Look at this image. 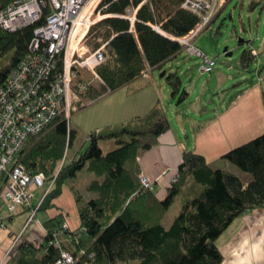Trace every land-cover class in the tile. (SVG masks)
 <instances>
[{
    "label": "trees",
    "instance_id": "obj_1",
    "mask_svg": "<svg viewBox=\"0 0 264 264\" xmlns=\"http://www.w3.org/2000/svg\"><path fill=\"white\" fill-rule=\"evenodd\" d=\"M13 1L16 0H0V10ZM183 2L148 0L138 9L135 21L120 16L127 14L132 5L129 0L110 2L104 12L116 15L107 17L91 31L102 30L95 48L106 43L107 60L97 69L106 84L101 88L90 84L91 72L80 70L78 79L88 83L84 98L99 100L107 87L113 93L140 81L150 71L163 70L177 58L185 46L174 37L186 35L199 22L197 15L181 8ZM133 5L137 7L139 2ZM34 27L12 32L0 25V62L13 53L9 65L0 69V87L28 51ZM256 56L252 48L247 50L243 64L248 67ZM165 78L172 96L180 95L179 102L185 101L189 91L183 87L179 73H165ZM171 126L165 108L158 102L145 115L91 132L85 151L69 162L66 151L77 130L64 115L31 137L22 154L23 162L54 180L40 211L55 205L64 185H69L76 197L81 225L68 228L60 237L63 249L74 255V264H222L219 237L240 216L264 208V133L223 155L250 176L247 185L234 173L213 169L202 155L185 151L178 180L172 182L164 200L155 191H142L138 158L155 147ZM104 139H115L117 147L104 152L100 146ZM84 168L96 175L90 184L95 194L91 199L82 195L76 185V177ZM190 181L193 186L189 188ZM182 191L189 198L183 197L182 212L167 228L163 219ZM65 218L60 213L46 221L45 243L37 247L22 242L18 255L9 264H55L60 250L47 243Z\"/></svg>",
    "mask_w": 264,
    "mask_h": 264
},
{
    "label": "built area",
    "instance_id": "obj_2",
    "mask_svg": "<svg viewBox=\"0 0 264 264\" xmlns=\"http://www.w3.org/2000/svg\"><path fill=\"white\" fill-rule=\"evenodd\" d=\"M129 1L132 5L127 14L120 16L135 21L138 9L148 0ZM135 1L139 2V6L133 5ZM110 2L16 0L0 10V25L6 30L16 32L35 26L28 51L0 87V228L7 226L2 213L13 217L21 207L30 213L26 227L37 221L41 204L53 188L54 180H48L44 172L29 168L23 162L22 154L31 137L46 130L58 116L64 115L70 124L73 112L80 105L91 104V100L83 98L88 83L78 79L79 71L86 69L91 72L92 81L106 84L97 71L107 60L106 43L95 48L88 37L97 24L116 15L104 12ZM225 3L226 0H184L181 6L197 15L199 22L186 35L174 38L191 55L203 58V72H213L216 61L198 48L194 40L212 23ZM253 53L258 55L256 49H253ZM110 93L111 89L107 87L102 97ZM178 176L177 172L173 182L178 180ZM140 180L142 191L156 190L155 181L147 174L141 173ZM47 181H51L50 187L41 201L36 203L34 187L40 188ZM68 228L67 221L55 228L47 243V246L60 250L55 264L75 262L74 255L63 249L60 241ZM21 237V234L16 236L14 247Z\"/></svg>",
    "mask_w": 264,
    "mask_h": 264
},
{
    "label": "crops",
    "instance_id": "obj_3",
    "mask_svg": "<svg viewBox=\"0 0 264 264\" xmlns=\"http://www.w3.org/2000/svg\"><path fill=\"white\" fill-rule=\"evenodd\" d=\"M163 73L161 76L165 78ZM165 73L168 72L165 71ZM155 81L150 71L141 81L138 80L113 92L114 95L109 99L110 101H106V105L99 112L97 110L98 113L96 112L92 118L97 130L108 125L129 122L137 116L147 114L158 102L162 103L164 96H161L160 91L157 90L158 83ZM146 83L148 84L137 89ZM164 89L171 90L170 87L168 89L164 87ZM251 92H255L253 94L260 98V103L255 106L256 108L252 105L250 112L246 107L241 106L239 98L246 95L243 93L231 104L215 110L214 115L204 121L193 117L190 126L189 122L187 124L184 122L185 120L178 126H174L171 122V129L159 137L158 144L138 158L142 173L155 181L156 188L160 183L168 185L162 196L155 191L160 200L167 197L168 188L172 185L173 178L179 170L185 151H193L202 155L213 169L234 173L243 178L247 185L250 176L232 170L231 163L224 159L223 155L264 133L263 84L254 87ZM197 101L201 104V97ZM257 109L260 110L259 113ZM165 169L174 171L170 170V176L166 177L163 175ZM90 174H93V176L90 175L92 182L96 175L92 172ZM171 178L172 181H170ZM90 184L87 188L90 198H93L95 194L90 191ZM191 186L193 184L190 181L187 187ZM183 197L189 198L187 193L182 191L175 199L176 202L177 198H180L182 207ZM54 204L51 208L39 211L37 221L27 227V218H24L22 223L19 221L22 215L28 212L27 209L21 207L13 217H7L6 212L2 213V219L5 218L7 226L0 228V264H9L16 258L20 246L15 251L14 244L18 234L22 235L23 242L37 247L42 246L47 235L45 222L60 213L66 215L69 230L77 229L81 225L77 200L69 185H64L62 194L54 200ZM40 212H43V215L38 218ZM217 244L224 256L222 264H264V208L253 209L237 218L219 237Z\"/></svg>",
    "mask_w": 264,
    "mask_h": 264
},
{
    "label": "rangeland",
    "instance_id": "obj_4",
    "mask_svg": "<svg viewBox=\"0 0 264 264\" xmlns=\"http://www.w3.org/2000/svg\"><path fill=\"white\" fill-rule=\"evenodd\" d=\"M99 29L91 32L88 37V41L93 46L97 42L98 34L102 32ZM162 31L164 32V30ZM194 43L211 59H215L216 67L213 72H203L201 69L203 58L191 55L187 49H184L177 58L168 62L163 70L152 71L156 79L155 82L158 83L156 88L160 91L161 96H164L162 105L174 126L180 125L183 120H185L186 124L189 122L190 126L193 117L204 121L206 118L213 116L215 110L231 104L243 93H246V95L239 98L242 108L246 107L248 112H250L252 105L256 108L255 106L260 103V98L254 95L255 92L251 91L257 85L263 84L264 86V0H230L217 12L212 23L196 37ZM251 48L256 49L258 55L247 67L242 60L244 53ZM12 55L13 53H9L1 60L0 69L9 65ZM165 71H177L182 77L183 87L189 91V96L185 101L179 102L180 95L174 98L171 90L164 89V87L167 89L170 87L166 78L161 76ZM89 77L92 79L91 76ZM90 83L98 88L102 86L96 80H91ZM113 95L110 93L99 100L92 101L91 104L81 109L80 105L78 110L73 112L70 124L77 130V133L72 146L66 151L67 162L85 151L89 144L90 133L97 131L92 118L97 110L99 112L106 105V101ZM199 97L202 99L201 104L197 101ZM86 99L84 98V100ZM257 111L259 113L260 110L257 109ZM100 146L104 152H109L117 147V143L115 139H104L101 141ZM230 165L232 170L248 175L234 164L231 163ZM170 170L165 169L163 175L169 177V173L174 171L173 169ZM90 175L93 176L84 168L76 177V185L78 183L79 191L87 199H91L87 188L91 182L90 177L92 176ZM172 178L170 181H172ZM50 183L51 181H47L40 188L34 187L36 203H39L44 197L45 192L50 187ZM160 184L157 185L155 191L162 196L166 190L165 187L168 185ZM182 208L181 200L177 198L164 220V225L167 228L171 226L175 218L182 212ZM29 215V212L24 213L19 220L20 223H22L21 221L24 218L28 219ZM42 215L43 212H40L38 218L42 217ZM22 242L23 239L21 237L20 242L14 247L15 251H17Z\"/></svg>",
    "mask_w": 264,
    "mask_h": 264
},
{
    "label": "water",
    "instance_id": "obj_5",
    "mask_svg": "<svg viewBox=\"0 0 264 264\" xmlns=\"http://www.w3.org/2000/svg\"><path fill=\"white\" fill-rule=\"evenodd\" d=\"M163 75H165V72L163 73Z\"/></svg>",
    "mask_w": 264,
    "mask_h": 264
}]
</instances>
